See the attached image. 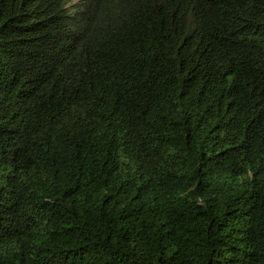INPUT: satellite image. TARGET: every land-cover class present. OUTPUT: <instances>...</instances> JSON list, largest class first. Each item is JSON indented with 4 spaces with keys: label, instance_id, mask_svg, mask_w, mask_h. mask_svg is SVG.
Returning <instances> with one entry per match:
<instances>
[{
    "label": "trees",
    "instance_id": "1",
    "mask_svg": "<svg viewBox=\"0 0 264 264\" xmlns=\"http://www.w3.org/2000/svg\"><path fill=\"white\" fill-rule=\"evenodd\" d=\"M0 264H264V0H0Z\"/></svg>",
    "mask_w": 264,
    "mask_h": 264
},
{
    "label": "rangeland",
    "instance_id": "2",
    "mask_svg": "<svg viewBox=\"0 0 264 264\" xmlns=\"http://www.w3.org/2000/svg\"><path fill=\"white\" fill-rule=\"evenodd\" d=\"M76 1V0H75Z\"/></svg>",
    "mask_w": 264,
    "mask_h": 264
}]
</instances>
